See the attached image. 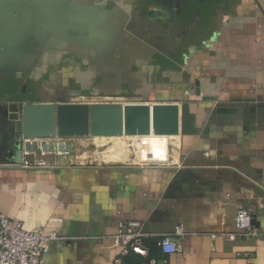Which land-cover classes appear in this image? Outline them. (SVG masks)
Here are the masks:
<instances>
[{"label": "crops", "instance_id": "0c3cea01", "mask_svg": "<svg viewBox=\"0 0 264 264\" xmlns=\"http://www.w3.org/2000/svg\"><path fill=\"white\" fill-rule=\"evenodd\" d=\"M23 83L34 102L180 109L164 164L77 163L72 147L58 168L22 169L0 135V213L58 234L44 264H116L129 221L159 264H264V0H0V102ZM241 209L259 236L237 235Z\"/></svg>", "mask_w": 264, "mask_h": 264}, {"label": "water", "instance_id": "95a60500", "mask_svg": "<svg viewBox=\"0 0 264 264\" xmlns=\"http://www.w3.org/2000/svg\"><path fill=\"white\" fill-rule=\"evenodd\" d=\"M11 97L7 101L0 102L1 138L13 133L17 140L15 145L19 148L15 153V161L11 160L7 162L8 164L23 161L24 138L121 137L124 135L123 103L34 102L32 100L36 97V93L28 90L27 83H23L19 92ZM154 104L174 107L180 112L177 104ZM41 148L55 150L56 146L43 145ZM39 149L38 145L26 146L28 151ZM59 149L71 151L72 146L62 144L59 145Z\"/></svg>", "mask_w": 264, "mask_h": 264}, {"label": "built area", "instance_id": "2783aa9c", "mask_svg": "<svg viewBox=\"0 0 264 264\" xmlns=\"http://www.w3.org/2000/svg\"><path fill=\"white\" fill-rule=\"evenodd\" d=\"M52 144V138H24V159L21 163H14L12 166L22 169L60 167V163L54 159L69 156L71 151L60 150L61 143L55 145V150L41 148L43 145ZM27 145H38L40 149L28 151L26 150ZM92 163L93 161H90V164ZM235 226L238 231L237 235L245 237L260 235V229L253 221L252 214L248 209L239 210ZM150 236L142 231V225L139 222H121L114 241L122 247V251L115 263L124 264L123 258L134 253L149 258V262L145 264H159L157 259L150 258L149 250L144 245V241ZM231 238H235V235H232ZM59 239L61 238L55 232L46 233L43 228L27 229L21 222L0 213V264H44L45 255L51 244ZM158 244L165 254H174L180 251L179 245L171 235L161 236Z\"/></svg>", "mask_w": 264, "mask_h": 264}, {"label": "rangeland", "instance_id": "374dc122", "mask_svg": "<svg viewBox=\"0 0 264 264\" xmlns=\"http://www.w3.org/2000/svg\"><path fill=\"white\" fill-rule=\"evenodd\" d=\"M21 88V87H20ZM125 103L124 130L121 137L52 138L53 144L73 147L74 162L105 161L143 165L146 163L164 164L173 154L179 123L170 113V108L142 100L117 101ZM79 103V102H73ZM127 106V107H126ZM175 141V143H174ZM130 158L125 162L112 160L115 155ZM86 160H79V159ZM139 158V159H138ZM169 158V159H168ZM69 156L58 158L61 164ZM66 159V160H65ZM70 160V161H71ZM153 161V162H150Z\"/></svg>", "mask_w": 264, "mask_h": 264}, {"label": "bare ground", "instance_id": "6f19581e", "mask_svg": "<svg viewBox=\"0 0 264 264\" xmlns=\"http://www.w3.org/2000/svg\"><path fill=\"white\" fill-rule=\"evenodd\" d=\"M124 119H125V105H124ZM124 133H125V130H124Z\"/></svg>", "mask_w": 264, "mask_h": 264}, {"label": "trees", "instance_id": "16d2710c", "mask_svg": "<svg viewBox=\"0 0 264 264\" xmlns=\"http://www.w3.org/2000/svg\"><path fill=\"white\" fill-rule=\"evenodd\" d=\"M131 254H134V253H131ZM134 255H137V254H134ZM138 256V255H137Z\"/></svg>", "mask_w": 264, "mask_h": 264}]
</instances>
